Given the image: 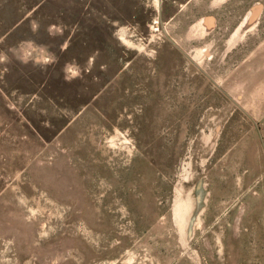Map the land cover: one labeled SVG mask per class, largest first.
Here are the masks:
<instances>
[{
  "label": "rangeland",
  "instance_id": "1",
  "mask_svg": "<svg viewBox=\"0 0 264 264\" xmlns=\"http://www.w3.org/2000/svg\"><path fill=\"white\" fill-rule=\"evenodd\" d=\"M8 126L0 264H264V0H0Z\"/></svg>",
  "mask_w": 264,
  "mask_h": 264
},
{
  "label": "bare ground",
  "instance_id": "2",
  "mask_svg": "<svg viewBox=\"0 0 264 264\" xmlns=\"http://www.w3.org/2000/svg\"><path fill=\"white\" fill-rule=\"evenodd\" d=\"M13 127L16 129L15 132L12 130V129H14ZM18 132L19 131H18V129L15 126H8L7 130H5V133L4 134H2V133L0 134V144H1V146L6 148V149H12L13 151L16 150L17 152H19V151L21 152V150H22L21 146H25L26 143H28V142L27 141H24V142L20 141L18 139L19 137H17V135H16V133L19 134ZM14 136H16V137H14ZM12 138H14V139H12ZM18 141H20L19 145H17ZM22 155H24V154H22ZM17 156H18V154H17ZM20 157L17 158V161L19 160ZM13 160L11 161V164H10V166H11L10 168L11 169H14L16 167V165H17L16 163L13 162ZM7 162H10V160L8 159ZM25 186L26 185H24L21 189L26 195H28V193H27L28 190H27V188Z\"/></svg>",
  "mask_w": 264,
  "mask_h": 264
},
{
  "label": "crops",
  "instance_id": "3",
  "mask_svg": "<svg viewBox=\"0 0 264 264\" xmlns=\"http://www.w3.org/2000/svg\"><path fill=\"white\" fill-rule=\"evenodd\" d=\"M219 2H222V1H219ZM223 3V2H222Z\"/></svg>",
  "mask_w": 264,
  "mask_h": 264
}]
</instances>
